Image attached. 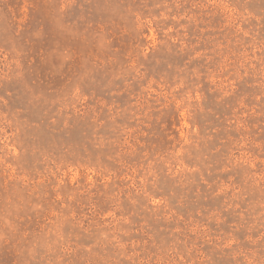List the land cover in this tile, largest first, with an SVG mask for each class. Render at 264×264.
Instances as JSON below:
<instances>
[{
	"label": "rangeland",
	"instance_id": "obj_1",
	"mask_svg": "<svg viewBox=\"0 0 264 264\" xmlns=\"http://www.w3.org/2000/svg\"><path fill=\"white\" fill-rule=\"evenodd\" d=\"M0 264H264V0H0Z\"/></svg>",
	"mask_w": 264,
	"mask_h": 264
}]
</instances>
